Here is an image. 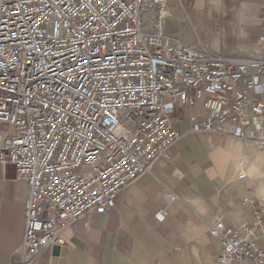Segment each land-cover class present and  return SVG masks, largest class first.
I'll list each match as a JSON object with an SVG mask.
<instances>
[{"label":"built area","instance_id":"built-area-1","mask_svg":"<svg viewBox=\"0 0 264 264\" xmlns=\"http://www.w3.org/2000/svg\"><path fill=\"white\" fill-rule=\"evenodd\" d=\"M164 5L0 0V165L15 167L28 186L19 264L64 245L63 230L106 214L169 160L181 137L178 107L201 105L194 133L264 145V59L171 44L161 30ZM152 10L157 32L148 37L142 18ZM209 234L222 241L220 264H264V210L237 229L220 215Z\"/></svg>","mask_w":264,"mask_h":264},{"label":"crops","instance_id":"crops-1","mask_svg":"<svg viewBox=\"0 0 264 264\" xmlns=\"http://www.w3.org/2000/svg\"><path fill=\"white\" fill-rule=\"evenodd\" d=\"M163 7L161 30L171 44L264 59V0H165ZM142 19L152 37L157 12ZM202 115L200 104L178 107L172 120L181 137L170 159L124 189L106 214L92 213L63 230L65 244L30 257L31 264H220L222 241L209 234L215 220L225 215L237 229L254 220V210H264V145L194 133L192 119ZM27 197L15 167L0 165V264L21 261ZM162 210L167 217L160 222ZM259 244L264 248V237Z\"/></svg>","mask_w":264,"mask_h":264}]
</instances>
